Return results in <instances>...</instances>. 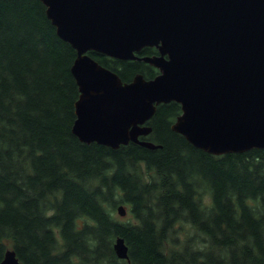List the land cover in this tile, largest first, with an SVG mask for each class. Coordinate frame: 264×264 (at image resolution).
<instances>
[{"label": "trees", "instance_id": "trees-1", "mask_svg": "<svg viewBox=\"0 0 264 264\" xmlns=\"http://www.w3.org/2000/svg\"><path fill=\"white\" fill-rule=\"evenodd\" d=\"M89 53L124 81L159 73ZM76 56L42 0H0V261L14 248L24 264H264V148L196 146L172 127L174 100L140 136L156 147L82 141ZM121 203L130 218L115 216ZM118 236L129 258L117 255Z\"/></svg>", "mask_w": 264, "mask_h": 264}, {"label": "water", "instance_id": "water-1", "mask_svg": "<svg viewBox=\"0 0 264 264\" xmlns=\"http://www.w3.org/2000/svg\"><path fill=\"white\" fill-rule=\"evenodd\" d=\"M58 34L77 50L72 72L80 94L73 132L119 147L141 139L162 102L181 103L172 124L214 154L264 148V0H42ZM145 46L158 53L136 54ZM95 50L141 59L159 69L130 81L101 64ZM121 215L127 213L121 203ZM114 248L129 258L118 236ZM0 264H24L8 248Z\"/></svg>", "mask_w": 264, "mask_h": 264}, {"label": "rangeland", "instance_id": "rangeland-1", "mask_svg": "<svg viewBox=\"0 0 264 264\" xmlns=\"http://www.w3.org/2000/svg\"><path fill=\"white\" fill-rule=\"evenodd\" d=\"M129 207H127V213L125 215H121L119 212H118V209L117 207L115 208V216L118 217V218H122V219H128L130 218V212H129ZM187 227H189V224L188 223H185L184 224V228L183 229H186ZM182 234V233H180Z\"/></svg>", "mask_w": 264, "mask_h": 264}]
</instances>
